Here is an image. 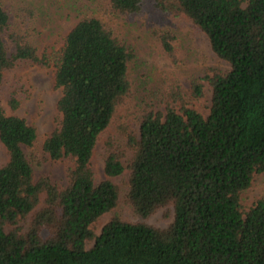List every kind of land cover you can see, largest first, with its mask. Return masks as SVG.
<instances>
[{
  "label": "trees",
  "instance_id": "obj_1",
  "mask_svg": "<svg viewBox=\"0 0 264 264\" xmlns=\"http://www.w3.org/2000/svg\"><path fill=\"white\" fill-rule=\"evenodd\" d=\"M107 2L111 13L126 15H138L145 4ZM153 4L166 15L186 16L229 63L226 72L206 78L209 114L181 97L179 110L167 104L164 113H147L129 164L109 146L106 178L97 182L92 157L132 93L134 51L101 18H82L50 59L62 119L43 149L51 159L72 162L66 187L46 176L35 180L24 147L34 146L36 128L0 105V141L8 153L0 166V264H264V197L249 209L242 202L264 172V0ZM11 9L0 1V95L4 73L17 62H45L29 34L17 30ZM203 86L192 80L194 98L203 96ZM11 104L18 106L15 99ZM126 169L134 212L149 217L172 207L168 226L114 216L97 233L95 223L119 204L113 178Z\"/></svg>",
  "mask_w": 264,
  "mask_h": 264
},
{
  "label": "rangeland",
  "instance_id": "obj_2",
  "mask_svg": "<svg viewBox=\"0 0 264 264\" xmlns=\"http://www.w3.org/2000/svg\"><path fill=\"white\" fill-rule=\"evenodd\" d=\"M0 1L12 8L17 30L29 34L37 55L45 61H19L6 71L0 105L7 114L21 116L36 128L34 146L24 147L34 164L35 180L46 176L61 188L69 183L72 162L66 158L51 159L43 149L45 140L62 119L58 109L62 90L56 85L55 67L50 59L60 51L67 34L82 18H101L134 51L129 67L132 93L100 136L92 157L97 182L106 178L104 159L109 146L122 152L123 163L129 164L134 152L132 141L138 137L140 123L147 113H164L167 104L179 110L181 97L186 104L207 116L212 104V90L206 78L230 68L229 63L213 51L207 35L186 16L166 15L154 7L153 0H145L138 15L111 13L107 0ZM5 40L9 52H12L14 47L11 40L7 37ZM195 78L201 79L204 84V94L200 98L192 95V80ZM13 99L18 102L16 108L12 107ZM7 160V150L0 141V166ZM129 176L130 170L126 169L113 178L119 187V204L95 223L97 233L114 216L161 228L172 222V207L161 208L149 217L134 212L127 201ZM262 197L264 172L255 176L251 186L243 193L242 202L249 209Z\"/></svg>",
  "mask_w": 264,
  "mask_h": 264
}]
</instances>
